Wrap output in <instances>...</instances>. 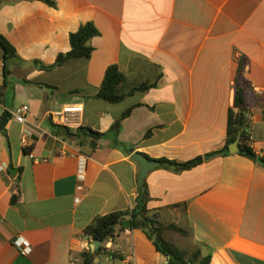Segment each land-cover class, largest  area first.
I'll use <instances>...</instances> for the list:
<instances>
[{
  "label": "crops",
  "instance_id": "crops-1",
  "mask_svg": "<svg viewBox=\"0 0 264 264\" xmlns=\"http://www.w3.org/2000/svg\"><path fill=\"white\" fill-rule=\"evenodd\" d=\"M56 1L55 8L39 0L0 5V33L21 59L7 63L5 77L0 45L1 115L10 114L0 132V166L6 167L0 172V264H80V244L94 219L136 204L135 153L155 161L205 158L182 172L161 165L145 178L151 215L191 233L166 231L167 240L181 249L201 246L212 264H264V165L240 153L213 155L225 149L238 87L250 146L264 160V0ZM87 22L101 33L91 40L90 59L50 71L33 66L68 53L71 33ZM111 65L126 75L122 90L157 86L118 104L97 99ZM24 105L29 112L21 124L12 113ZM69 105L83 113L67 137L50 113ZM80 127L104 136H80ZM25 130L32 134L29 152ZM80 155L87 157L83 182ZM17 237L31 243V254L13 244ZM108 246L117 258L111 261L105 250L94 264H169L140 229L119 231Z\"/></svg>",
  "mask_w": 264,
  "mask_h": 264
},
{
  "label": "trees",
  "instance_id": "trees-1",
  "mask_svg": "<svg viewBox=\"0 0 264 264\" xmlns=\"http://www.w3.org/2000/svg\"><path fill=\"white\" fill-rule=\"evenodd\" d=\"M7 0H0V5L4 4ZM51 7H57L56 0H39ZM101 33L93 22H87L82 24L79 29L71 33L70 43L71 50L68 53H61L58 55L54 64L46 65L41 61H33L32 64L35 68L44 71H50L57 67L63 66L66 62L73 59H90L95 48L91 45V40ZM0 45L4 50V64H5V77L8 73V59L15 57L21 60L15 47L11 42L0 33ZM126 75L119 69L118 65H111L107 68L104 80L98 89L97 94L94 96L97 99L107 101L112 104H118L125 100L127 97L134 95L137 92H146L157 86V82H143L136 85L129 90H122L121 86L126 82ZM26 84L45 86L48 85L40 83H32L25 81ZM235 109H230L228 113L227 121V143L225 149L233 144L240 135L239 146L241 149L240 154L256 162L257 155L253 148L250 146L249 133L246 130L247 117H246V100L243 91L237 87L235 98ZM130 110L126 111L122 118L119 119L115 125L119 127L123 118L130 114ZM7 117H10L9 113H6ZM80 136H92L95 139L101 138L104 134L93 131L89 128L80 127L78 130ZM152 134V130L148 131L146 137L148 138ZM224 149V150H225ZM219 151L213 154L226 155L228 152ZM29 152V149H25ZM162 164L166 169L174 170L175 172H182L191 170L205 162L203 156H199L189 161L179 162L169 159L156 160ZM146 187V184H145ZM17 196L13 195L11 202H17ZM150 196L148 191L143 192L140 189V194L136 199V204L131 210L118 211L106 214L104 216H98L94 221L85 229V235L89 238L100 240L102 243H106L109 239L115 240L119 231L126 229H140L147 237L153 242L158 252L169 258V264H212L211 256H204L202 247L198 246L193 251L183 250L175 243L165 238L166 231H174L182 236H190L191 233L175 224L165 225L158 220L157 214L151 215V211L148 208ZM139 217H142L139 219ZM126 220H131L132 223L129 227L122 226V223ZM157 235L154 237V235ZM105 251V247L102 246L98 251L82 253V262L80 264H94L97 256ZM110 260L113 261L117 258L114 253H107Z\"/></svg>",
  "mask_w": 264,
  "mask_h": 264
},
{
  "label": "built area",
  "instance_id": "built-area-1",
  "mask_svg": "<svg viewBox=\"0 0 264 264\" xmlns=\"http://www.w3.org/2000/svg\"><path fill=\"white\" fill-rule=\"evenodd\" d=\"M0 111L3 113L5 108L0 104ZM29 112V106L24 105L19 107L12 115L15 117L17 122L24 124L27 121V114ZM5 113V112H4ZM83 113L82 106H63L61 109L53 110L50 113V119L54 125L59 128H67V129H77L79 127V118L80 115ZM32 137L31 132L24 131L22 137V145L25 149H28L32 144L30 139ZM6 167L0 166V172H3ZM86 172H87V157L85 155L79 156V168H78V180L80 182L85 181L86 179ZM76 202H79V198H76ZM112 239H109L106 244L105 250L110 253L108 250L109 244L112 242ZM13 244L19 249V251L23 255H29L32 252L31 243L23 237H17L13 240ZM94 243L91 238L82 241L80 244V250L82 253L92 252L94 250ZM71 264H77L75 260L71 262ZM111 264V263H108Z\"/></svg>",
  "mask_w": 264,
  "mask_h": 264
},
{
  "label": "water",
  "instance_id": "water-1",
  "mask_svg": "<svg viewBox=\"0 0 264 264\" xmlns=\"http://www.w3.org/2000/svg\"><path fill=\"white\" fill-rule=\"evenodd\" d=\"M13 62H17V59L15 57L9 58L8 59V64H12ZM8 123V118L6 115H1V111H0V132L5 128L6 124ZM62 135H65L67 137L70 136L69 133V129L67 128H63L61 131ZM239 142H240V135L238 137V139L231 144L227 149L224 150V152H230L232 154L234 153H240L241 149L239 146ZM213 155H217V154H213ZM211 155L207 156L206 158L208 159ZM132 159L136 162L139 163L140 165V173H139V184H140V188L143 192L146 191V187H145V178L147 176V174L157 168L160 167L162 164L158 161L155 160H150L148 157H146L145 155L141 154V153H135L132 156ZM257 163L264 165V160L260 157H257ZM14 170H11V172H13ZM142 217H139V219H141ZM132 221L131 220H126L122 223V226L124 227H129L131 225ZM157 235L155 234L154 237H156ZM93 243H94V250L93 251H98L101 246H102V242L100 240L97 239H93Z\"/></svg>",
  "mask_w": 264,
  "mask_h": 264
},
{
  "label": "rangeland",
  "instance_id": "rangeland-1",
  "mask_svg": "<svg viewBox=\"0 0 264 264\" xmlns=\"http://www.w3.org/2000/svg\"><path fill=\"white\" fill-rule=\"evenodd\" d=\"M177 235H178V234H171L170 237L173 238V239L178 243V242H179V239H178V238H179L180 236H177ZM176 237H177V239H176ZM178 244H179V243H178ZM179 245H180V244H179ZM180 246H181V245H180ZM194 249H195V247H193V248L191 249V251H193ZM183 250H187V249L184 248Z\"/></svg>",
  "mask_w": 264,
  "mask_h": 264
}]
</instances>
